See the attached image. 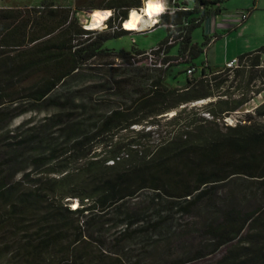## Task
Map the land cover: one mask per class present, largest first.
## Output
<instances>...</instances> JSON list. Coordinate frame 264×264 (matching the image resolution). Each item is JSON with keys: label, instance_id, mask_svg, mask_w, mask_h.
Masks as SVG:
<instances>
[{"label": "trees", "instance_id": "16d2710c", "mask_svg": "<svg viewBox=\"0 0 264 264\" xmlns=\"http://www.w3.org/2000/svg\"><path fill=\"white\" fill-rule=\"evenodd\" d=\"M229 1L192 0L186 10L162 13L155 26L165 39L150 48L152 57L146 55L150 49L138 54L152 70L163 71L147 93L74 140L55 142L32 157L33 167L18 179L16 154L35 147L37 139L28 135L6 143L0 137V264H142L123 252L110 260L102 240L124 248L138 237L130 221L109 239L104 219L111 210L145 191L188 210L232 181L257 184L262 200L250 208L232 201L218 210L217 221L203 233L212 238L208 255L219 254L214 264H264V102L235 125L227 121L264 92V46L234 58L235 69L226 68L233 59L210 69L196 59L218 36L204 34L201 46L192 40L194 30H204ZM99 2L78 1L74 12L54 4L0 11V134L17 117L51 102L62 83L100 55L124 61L138 53L104 45L135 33L122 25L131 9L144 7L142 0ZM90 9L114 10L106 21L110 30L82 27L77 13ZM174 46L179 53L171 56ZM179 76L181 85H166ZM201 101V107H189ZM145 125L152 128L145 131ZM123 132L133 136L125 140Z\"/></svg>", "mask_w": 264, "mask_h": 264}, {"label": "rangeland", "instance_id": "374dc122", "mask_svg": "<svg viewBox=\"0 0 264 264\" xmlns=\"http://www.w3.org/2000/svg\"><path fill=\"white\" fill-rule=\"evenodd\" d=\"M78 1L87 2V0H0V11L17 8L33 9L45 4H54L56 6H70L74 12ZM106 1L100 0L99 3ZM254 1L231 0L222 6L221 14L227 18L230 16L226 14L227 11L234 10L237 6L252 8ZM92 11L93 9H90L77 13L81 25L87 22ZM262 11L254 12L244 27L230 33L227 39H217L209 45L205 53L196 59L197 64L207 61L210 69H216L222 67L225 61L234 58L232 53L236 39H250V36H255L253 21L256 14L262 13ZM104 25L106 27L103 30L97 29L95 31L99 33L110 30L107 27V22H104ZM149 25L144 30L111 39L104 45V48L116 51H137L138 53H135L133 58L123 61L121 58L118 59L117 55H100L95 61L82 66L78 72L62 83L51 94V102L17 117L0 134V137H6L4 141L6 143L11 140L22 139L28 135H35L37 139L38 144L35 147H28L22 154L20 152L16 154L18 166L13 171L15 179H18L24 170L33 167L32 157L44 154L55 142L60 144L65 143V139L67 141L74 140L90 131L96 122L112 110L127 109L135 103L140 95L147 93L151 79L153 80L163 74V71L152 70L154 68L147 65L145 60H138L140 59L138 54L141 51L156 47L166 37L162 28L152 26L151 23ZM249 28L250 31H248ZM258 33H262L261 30ZM203 35V28L195 29L192 34L193 42L201 46L204 42ZM96 37L97 34H94L91 35L90 39ZM251 51L254 50L245 53ZM178 53L179 47L174 46L171 49V56H176ZM172 71L176 72L175 69ZM176 80L166 79L165 83L169 88L177 87V85H181L179 82H182L183 78L179 76ZM262 100L263 98L257 97L241 111L228 117L231 123L235 125L238 120H244L247 113L253 112ZM201 103L204 102H196L189 107L199 108ZM174 114L173 112L164 117L167 116L170 119ZM166 120L167 118H163L160 121L165 124ZM220 125L225 127L227 123L224 120ZM143 128L144 126L132 127L135 131ZM151 128L149 125H145V131ZM164 128L165 126L161 127V129ZM121 135L125 140H128L131 139L133 133L123 132ZM7 169L9 168L4 170ZM35 170L39 171L38 169ZM35 170L32 173L38 174ZM4 174L6 175V173ZM207 200L209 199L185 210V204L182 202L173 203L157 196L152 191H145L137 198L128 200L114 208L104 219L105 229L109 230L106 233L109 235V239H111V235H118L123 231L126 225L130 224V221H133L134 224V234H137L138 237L144 234L149 238L145 240L136 237L135 245L124 248L117 246L114 241L102 240V243L106 245L105 249L111 255L110 260L127 253L128 257L131 256L135 261H140L142 264H214L219 254L208 255L212 248V238L203 234L205 227L210 222L217 221L220 214L218 210L228 206L230 202L239 201L242 207L250 208L262 198L257 184L249 181H232L224 187H220L210 198V201ZM74 206L76 205H72V208ZM164 218L166 220L162 222ZM95 238L98 240L99 235L95 234ZM128 248H133V250L130 251ZM202 253L204 257L201 256ZM197 257L201 258L197 259Z\"/></svg>", "mask_w": 264, "mask_h": 264}, {"label": "crops", "instance_id": "0c3cea01", "mask_svg": "<svg viewBox=\"0 0 264 264\" xmlns=\"http://www.w3.org/2000/svg\"><path fill=\"white\" fill-rule=\"evenodd\" d=\"M258 10L259 11L263 10V11L262 13L258 12L253 21L252 26H253V32H255L254 33L255 36L254 37L250 36L251 37L250 39H236L234 52L232 53V55L234 56V58H237L239 55L245 53L246 51L255 50V49L257 50L264 46V0H255L252 8L250 7L241 8L240 6L239 7L237 6L234 10L227 11L226 14L230 15L229 16L230 19L229 17L225 18L224 15L221 14L222 12H220L218 15H216L214 19L208 21L205 24L203 34H206L209 37L211 35L216 34L218 36L217 39L224 38L225 40L227 39V36H229L230 33L237 31L240 28H243L244 25L251 19L254 12ZM244 12H249V18L246 21L241 22V14ZM260 30L262 33H258ZM248 31H250V28L248 29ZM263 94L264 92L259 96V98L260 99L263 98V100L258 105L264 102Z\"/></svg>", "mask_w": 264, "mask_h": 264}, {"label": "clouds", "instance_id": "9594fccd", "mask_svg": "<svg viewBox=\"0 0 264 264\" xmlns=\"http://www.w3.org/2000/svg\"><path fill=\"white\" fill-rule=\"evenodd\" d=\"M144 7L140 9H131L129 11V19L123 22V29L126 31L139 30L137 25L143 21L144 16H148L151 23L154 25L159 23L158 20L153 19L154 16H159L167 11V0H142ZM114 10H98L94 9L90 14L87 22L82 26L86 30H103L104 21L113 16ZM175 9H173V12ZM136 32V31H135ZM231 123V121H229Z\"/></svg>", "mask_w": 264, "mask_h": 264}, {"label": "built area", "instance_id": "2783aa9c", "mask_svg": "<svg viewBox=\"0 0 264 264\" xmlns=\"http://www.w3.org/2000/svg\"><path fill=\"white\" fill-rule=\"evenodd\" d=\"M187 1H192V0H167V11H165L164 13H166V12H173V9H175V10H180V9H183V10H186V9H188V6H187ZM219 1H227V0H219ZM221 9H222V6L220 7ZM223 11V9L220 11V12H222ZM160 16V15H159ZM159 16H157V17H155V19L156 20H158L159 21ZM216 16L214 15L212 18H210L208 21H211L212 19H214ZM249 18V12H244V13H242L241 14V22H244V21H246L247 19ZM207 21V22H208ZM157 24V23H156ZM155 25V24H154ZM154 25H152V26H154ZM215 39V38H214ZM152 50L150 49V51L146 54V55H148V56H150V57H152V52H151ZM238 65H239V60L238 59H233V60H231V61H228L227 63H226V68H228V69H235L236 67H238ZM159 67H161V66H159ZM192 72H193V69H190L189 71H188V73L189 74H192ZM228 122L229 121H231L230 119H228L227 120ZM230 124H232V123H230Z\"/></svg>", "mask_w": 264, "mask_h": 264}, {"label": "bare ground", "instance_id": "6f19581e", "mask_svg": "<svg viewBox=\"0 0 264 264\" xmlns=\"http://www.w3.org/2000/svg\"><path fill=\"white\" fill-rule=\"evenodd\" d=\"M111 18V17H110ZM109 18V19H110ZM109 19H107V20H109ZM129 19V18H128ZM153 19H155V16L153 17ZM107 20H105L104 22H106ZM149 23H151V21L149 20V18H148V16H144L143 17V21L140 23V24H138L137 25V27H138V31H141V30H144V29H146L147 27H149L150 25H149ZM152 24V23H151ZM130 31H137V30H130Z\"/></svg>", "mask_w": 264, "mask_h": 264}]
</instances>
